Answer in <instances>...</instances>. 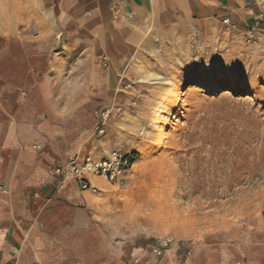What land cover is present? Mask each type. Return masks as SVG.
Masks as SVG:
<instances>
[{"label": "crops", "instance_id": "1", "mask_svg": "<svg viewBox=\"0 0 264 264\" xmlns=\"http://www.w3.org/2000/svg\"><path fill=\"white\" fill-rule=\"evenodd\" d=\"M256 1L0 0V264H264V210L156 258L126 174L93 193L53 172L131 156L124 67L234 49Z\"/></svg>", "mask_w": 264, "mask_h": 264}, {"label": "rangeland", "instance_id": "2", "mask_svg": "<svg viewBox=\"0 0 264 264\" xmlns=\"http://www.w3.org/2000/svg\"><path fill=\"white\" fill-rule=\"evenodd\" d=\"M256 4L234 49L122 71L119 123L128 114L146 129L126 131L124 151L134 152L122 187L143 223L186 246L264 210V0Z\"/></svg>", "mask_w": 264, "mask_h": 264}, {"label": "built area", "instance_id": "3", "mask_svg": "<svg viewBox=\"0 0 264 264\" xmlns=\"http://www.w3.org/2000/svg\"><path fill=\"white\" fill-rule=\"evenodd\" d=\"M259 19H264V12L259 15ZM117 112L121 114L122 110L119 108ZM99 133H104L102 127L99 129ZM131 165V156H122L119 153H113L109 159L95 160L92 157H86L82 162L74 159L64 168H54L53 172L55 175L61 176L63 180L72 179L77 181L84 191L91 190L93 193H97L98 189L92 187L87 180L89 175L103 177L109 181H116L124 177ZM173 249L183 250L188 256L191 255V251L186 245L178 243L171 236L157 237L146 247V250L156 258L165 257Z\"/></svg>", "mask_w": 264, "mask_h": 264}, {"label": "bare ground", "instance_id": "4", "mask_svg": "<svg viewBox=\"0 0 264 264\" xmlns=\"http://www.w3.org/2000/svg\"><path fill=\"white\" fill-rule=\"evenodd\" d=\"M139 119H140V118H139ZM139 119L133 118V117H131L130 115L126 114V118H125L124 121L130 120V121L132 122V123L129 124V126H127V129L130 130V129L132 128L133 125L138 124V125H141L143 132H146V129H145V127H144L143 124H142V120L140 121ZM132 129H133V128H132Z\"/></svg>", "mask_w": 264, "mask_h": 264}]
</instances>
